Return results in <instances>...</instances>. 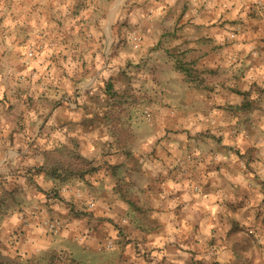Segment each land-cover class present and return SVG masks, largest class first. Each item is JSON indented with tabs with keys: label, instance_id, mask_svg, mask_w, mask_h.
Returning <instances> with one entry per match:
<instances>
[{
	"label": "crops",
	"instance_id": "1",
	"mask_svg": "<svg viewBox=\"0 0 264 264\" xmlns=\"http://www.w3.org/2000/svg\"><path fill=\"white\" fill-rule=\"evenodd\" d=\"M258 2L264 0H112L110 9H123L111 20L113 39L127 23L142 36V56L166 63H156L158 98L144 102L153 125L135 129L145 140L129 156L115 146L101 150V169L79 183L81 198L34 193L31 205L39 203L40 212L26 227L9 214L1 224L10 236L5 253L40 264L58 255L67 264H264ZM70 3L0 0L5 55L33 43L38 28L54 32L51 17ZM46 218L63 222L59 234L45 232Z\"/></svg>",
	"mask_w": 264,
	"mask_h": 264
},
{
	"label": "rangeland",
	"instance_id": "2",
	"mask_svg": "<svg viewBox=\"0 0 264 264\" xmlns=\"http://www.w3.org/2000/svg\"><path fill=\"white\" fill-rule=\"evenodd\" d=\"M117 3L110 9L112 0H71L51 17L54 32L50 26V31L38 28L34 42L18 44V54L9 58L2 51L7 29L0 15L1 262L40 264L5 253L10 236L1 224L9 214L18 213L19 224L26 227L40 212L39 203L31 205L34 193L59 199L79 191L82 197L85 185L79 183L101 169L103 149L119 147L129 156L145 140L135 129L143 132L153 125L144 102L158 98L157 64L166 63L161 56L153 61L142 56V36L134 48L127 23L122 25L123 36L113 39ZM173 67L181 66L174 62ZM41 166L54 168L53 176L38 173ZM50 260L67 264L69 258L58 255Z\"/></svg>",
	"mask_w": 264,
	"mask_h": 264
},
{
	"label": "built area",
	"instance_id": "3",
	"mask_svg": "<svg viewBox=\"0 0 264 264\" xmlns=\"http://www.w3.org/2000/svg\"><path fill=\"white\" fill-rule=\"evenodd\" d=\"M261 10L264 11V3L262 2H258L256 4ZM130 40H131V43L133 44L134 48H137L139 47L140 45V42H141V39L140 37L135 33V31H133L131 34H130ZM27 55L29 57L32 56V52L29 51L27 53ZM197 187L195 188V190L197 191ZM75 196L78 198V197H81V194L79 191H76L75 192ZM87 206L89 209L93 208L94 207V200L92 198L89 199L88 203H87ZM23 219V218H22ZM25 222V220H24ZM41 226L43 228H45L50 234L52 235H57L61 232L62 228H63V222L58 219V218H49L47 220H44L41 224Z\"/></svg>",
	"mask_w": 264,
	"mask_h": 264
},
{
	"label": "trees",
	"instance_id": "4",
	"mask_svg": "<svg viewBox=\"0 0 264 264\" xmlns=\"http://www.w3.org/2000/svg\"><path fill=\"white\" fill-rule=\"evenodd\" d=\"M46 167H47V168H46ZM46 167L41 166V167H39V168H36V170H37L38 173L41 172V171H43V173H45L44 176L47 177V178L50 177V176L52 177L53 174H54L53 171H52V169H54V168H52V167H50V166H49L50 168H49L48 166H46ZM48 168H49L50 170H49ZM54 170H55V169H54ZM81 178H84V175H83V177H81ZM15 263H16V264H19L18 262H15ZM15 263H6V262H1V261H0V264H15ZM213 264H217V263H213Z\"/></svg>",
	"mask_w": 264,
	"mask_h": 264
}]
</instances>
